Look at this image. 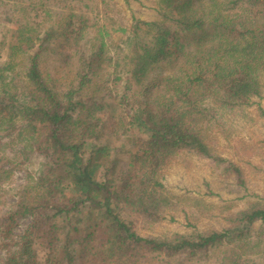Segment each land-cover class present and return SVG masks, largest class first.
Instances as JSON below:
<instances>
[{
	"label": "trees",
	"instance_id": "trees-1",
	"mask_svg": "<svg viewBox=\"0 0 264 264\" xmlns=\"http://www.w3.org/2000/svg\"><path fill=\"white\" fill-rule=\"evenodd\" d=\"M53 1L67 11L55 23L18 22L0 47V264H264V200L221 231L137 229L179 207L162 173L180 153L245 185L209 124L262 98L264 0H160L161 20L120 27L117 43L103 25L92 45L85 1ZM47 55L73 80L45 73Z\"/></svg>",
	"mask_w": 264,
	"mask_h": 264
},
{
	"label": "rangeland",
	"instance_id": "rangeland-1",
	"mask_svg": "<svg viewBox=\"0 0 264 264\" xmlns=\"http://www.w3.org/2000/svg\"><path fill=\"white\" fill-rule=\"evenodd\" d=\"M86 6L75 8L77 13L85 14L90 20L86 41L89 45L97 42L99 28L105 26L113 42L126 38V34L116 31L120 27L130 29L136 21L153 22L161 20L160 0H84ZM67 11L53 0H0V47L10 43L18 22H30V27L43 31L48 25ZM107 17V19H106ZM33 23V25H32ZM185 43L193 42V34H180ZM88 45V46H89ZM7 49V48H6ZM6 51V50H5ZM4 54L0 61H4ZM20 57V56H19ZM21 60L19 63H23ZM45 73H51L63 83L73 80L76 66L64 68L55 56L47 55L42 64ZM159 70L157 73H167ZM262 98H255L251 104L233 110L217 108L216 118L209 124L214 138L216 153L231 160L243 171L245 185L239 186L233 176H225L215 171L210 162L194 153H180L173 163L162 173L167 190L181 198L179 207L169 210L165 218L156 224L137 223L141 236H171L190 234L194 231H221L230 224L227 216L246 209L252 202L264 200V75ZM121 91V87L119 88ZM110 112L103 116L109 118ZM39 160L32 166L37 170ZM22 182L25 173L17 172ZM198 202L204 210L199 209ZM208 211V212H207ZM28 220L21 221L18 234L24 231ZM44 240L36 242V253H45Z\"/></svg>",
	"mask_w": 264,
	"mask_h": 264
}]
</instances>
